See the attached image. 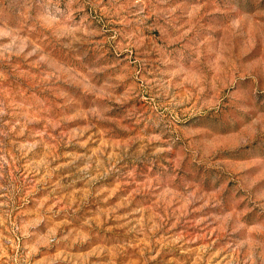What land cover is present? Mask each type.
<instances>
[{
	"label": "rangeland",
	"instance_id": "1",
	"mask_svg": "<svg viewBox=\"0 0 264 264\" xmlns=\"http://www.w3.org/2000/svg\"><path fill=\"white\" fill-rule=\"evenodd\" d=\"M0 264H264V0H0Z\"/></svg>",
	"mask_w": 264,
	"mask_h": 264
}]
</instances>
